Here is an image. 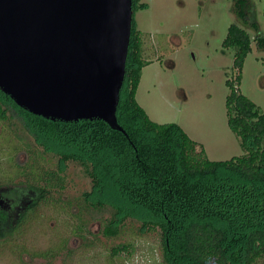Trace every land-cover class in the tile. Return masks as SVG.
<instances>
[{
	"label": "trees",
	"instance_id": "1",
	"mask_svg": "<svg viewBox=\"0 0 264 264\" xmlns=\"http://www.w3.org/2000/svg\"><path fill=\"white\" fill-rule=\"evenodd\" d=\"M146 6L133 0L134 11ZM233 9L237 22L229 26L224 46L235 48L240 73L236 81L227 80L228 123L244 153L212 160L181 125L150 117L137 99L149 61L133 20L117 111L126 133L99 119L65 122L35 115L0 89V121L18 140L0 144V242L13 237L42 202L64 200V165L72 161L91 183L67 201L78 209L80 230L90 232L91 219L110 210L101 221L105 236H120L128 222L140 234L160 229L165 264H264V110L239 88L253 41L264 48V32L253 0H237ZM22 128L42 150L34 149ZM21 152L27 161H19ZM44 153L58 157L57 168L40 164ZM129 247L134 242L115 249Z\"/></svg>",
	"mask_w": 264,
	"mask_h": 264
},
{
	"label": "rangeland",
	"instance_id": "2",
	"mask_svg": "<svg viewBox=\"0 0 264 264\" xmlns=\"http://www.w3.org/2000/svg\"><path fill=\"white\" fill-rule=\"evenodd\" d=\"M236 1L140 0L147 6L134 12L143 36L144 58L149 61L137 90L138 102L154 121L181 125L212 160L244 153L228 123L227 109V80L236 81L240 73L234 67L235 48L224 46L229 26L237 22ZM253 1L264 32V0ZM242 26L252 36L256 34ZM241 74L240 91L264 110V48L255 41ZM8 130L10 126L0 121V144L6 142V147L18 143ZM20 133L34 149L42 150L23 128ZM44 156L39 159L42 166L58 167V157ZM18 159L25 162L29 156L21 152ZM64 169V200L42 202L13 237L0 242V264H165L160 229L140 234L128 222L123 234L107 237L101 232V221L111 216L108 210L91 219L90 232L80 230L78 209L67 201L88 190L90 178L75 162H68ZM130 242L134 247L116 251L119 244Z\"/></svg>",
	"mask_w": 264,
	"mask_h": 264
},
{
	"label": "water",
	"instance_id": "3",
	"mask_svg": "<svg viewBox=\"0 0 264 264\" xmlns=\"http://www.w3.org/2000/svg\"><path fill=\"white\" fill-rule=\"evenodd\" d=\"M133 0H0V89L51 120H104L117 111Z\"/></svg>",
	"mask_w": 264,
	"mask_h": 264
}]
</instances>
